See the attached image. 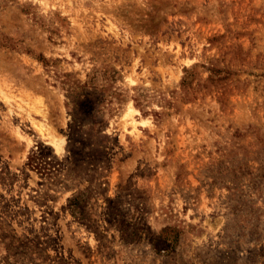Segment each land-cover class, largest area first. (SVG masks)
I'll return each mask as SVG.
<instances>
[{
  "label": "rangeland",
  "instance_id": "1",
  "mask_svg": "<svg viewBox=\"0 0 264 264\" xmlns=\"http://www.w3.org/2000/svg\"><path fill=\"white\" fill-rule=\"evenodd\" d=\"M0 264H264V0H0Z\"/></svg>",
  "mask_w": 264,
  "mask_h": 264
},
{
  "label": "trees",
  "instance_id": "2",
  "mask_svg": "<svg viewBox=\"0 0 264 264\" xmlns=\"http://www.w3.org/2000/svg\"><path fill=\"white\" fill-rule=\"evenodd\" d=\"M38 62H40L44 67L47 65V60H45L41 55L37 56L35 58ZM183 72H188L187 69H184ZM116 72L112 71V75H115ZM69 75L65 74L63 75V78H68ZM112 80V76H110ZM93 81H95L94 75H92L86 82L80 83L79 81H71L70 83L62 81L60 82L62 84V87L64 88L65 98L66 101L64 103L65 109L68 111V115L72 118L71 123L76 124L77 119L76 116L79 115V108L78 105L83 103V100L78 99L80 94H83L85 90L90 89L91 93L88 94L89 98L92 96V104H99L102 101V96L100 93L95 92L93 85ZM188 84L187 78H181L180 85L185 86ZM99 123L96 122L95 125H98ZM27 165L33 169H39L38 162L34 161V158H28ZM78 198H74L69 201V209L71 215L77 219L78 221H82L84 219L83 215L76 210Z\"/></svg>",
  "mask_w": 264,
  "mask_h": 264
}]
</instances>
